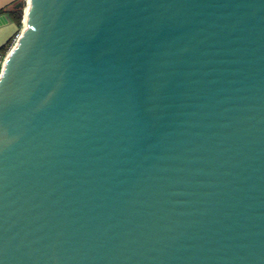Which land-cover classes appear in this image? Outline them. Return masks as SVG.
I'll use <instances>...</instances> for the list:
<instances>
[{
  "label": "water",
  "instance_id": "obj_1",
  "mask_svg": "<svg viewBox=\"0 0 264 264\" xmlns=\"http://www.w3.org/2000/svg\"><path fill=\"white\" fill-rule=\"evenodd\" d=\"M15 7L0 264H264V0Z\"/></svg>",
  "mask_w": 264,
  "mask_h": 264
},
{
  "label": "crops",
  "instance_id": "obj_2",
  "mask_svg": "<svg viewBox=\"0 0 264 264\" xmlns=\"http://www.w3.org/2000/svg\"><path fill=\"white\" fill-rule=\"evenodd\" d=\"M18 1L0 0V47L6 45L10 39L13 41L19 32V27L8 12L10 8L15 7Z\"/></svg>",
  "mask_w": 264,
  "mask_h": 264
},
{
  "label": "trees",
  "instance_id": "obj_3",
  "mask_svg": "<svg viewBox=\"0 0 264 264\" xmlns=\"http://www.w3.org/2000/svg\"><path fill=\"white\" fill-rule=\"evenodd\" d=\"M9 15L13 19V21L17 24V26L20 28L21 26V8L20 7H12L8 10ZM11 43V39L7 42L6 45L0 47V53L4 54L6 50L8 49V46Z\"/></svg>",
  "mask_w": 264,
  "mask_h": 264
},
{
  "label": "built area",
  "instance_id": "obj_4",
  "mask_svg": "<svg viewBox=\"0 0 264 264\" xmlns=\"http://www.w3.org/2000/svg\"><path fill=\"white\" fill-rule=\"evenodd\" d=\"M3 60H4V54L0 53V71L3 65Z\"/></svg>",
  "mask_w": 264,
  "mask_h": 264
},
{
  "label": "bare ground",
  "instance_id": "obj_5",
  "mask_svg": "<svg viewBox=\"0 0 264 264\" xmlns=\"http://www.w3.org/2000/svg\"><path fill=\"white\" fill-rule=\"evenodd\" d=\"M26 18H27V9L25 8L24 20H23V26L22 27H24L26 25Z\"/></svg>",
  "mask_w": 264,
  "mask_h": 264
},
{
  "label": "rangeland",
  "instance_id": "obj_6",
  "mask_svg": "<svg viewBox=\"0 0 264 264\" xmlns=\"http://www.w3.org/2000/svg\"><path fill=\"white\" fill-rule=\"evenodd\" d=\"M20 28H21V26H20ZM20 28H19V30H20ZM14 40H15V39H14ZM14 40L11 41L10 45L8 46V49H9V47L11 46V44L14 42ZM8 49H7V50H8ZM4 55H5V53H4Z\"/></svg>",
  "mask_w": 264,
  "mask_h": 264
}]
</instances>
